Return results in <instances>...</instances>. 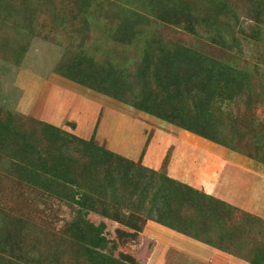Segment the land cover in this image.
Returning a JSON list of instances; mask_svg holds the SVG:
<instances>
[{
    "label": "rangeland",
    "instance_id": "374dc122",
    "mask_svg": "<svg viewBox=\"0 0 264 264\" xmlns=\"http://www.w3.org/2000/svg\"><path fill=\"white\" fill-rule=\"evenodd\" d=\"M228 1L231 10L219 20L217 30L205 34L204 28L198 26L195 34L188 31L183 17L174 15L173 0H9V5L0 0V118L13 115L14 126L23 130H29L31 120L44 122L92 140L126 160L165 174L228 206L220 231L209 233L219 249L146 217L140 218L143 222L135 221L123 208L118 212L108 209L106 215L90 212L88 221L102 229L101 247L95 249L113 260L124 264H228L229 258L248 264L246 260L252 259L249 254L262 256L264 252V215L249 200L225 201L214 191L217 178L223 177L230 162L229 170L236 169L233 164L237 162L242 164L241 176L254 180L247 177L241 182L240 186L245 183L248 189L252 188L242 189L243 196L256 201V189H264V105L241 111L239 100H225L223 96L212 99L209 122L206 119L201 127L190 121L194 108L187 107L185 124L203 133L200 136L111 95L117 93L122 98L124 93L116 86L124 90L131 82L133 89L144 94V82H149L147 54L157 56L161 49L176 44L248 74L255 64L258 81L264 83V42L254 46L244 40L249 26L254 24L249 20L250 4L245 0ZM166 2H170L167 10ZM192 2L200 13L213 4V0ZM208 34L211 38L222 35L227 44L213 43ZM82 58L85 60L81 66L93 73V81L76 82L66 76L69 65ZM33 131L40 137V126ZM177 132L187 139L190 137L185 132L194 137L184 140ZM182 141L185 145L193 142L195 151L187 154L183 150L189 158V169L184 175L171 177L174 150ZM151 145L159 157L155 166L144 158ZM12 171L7 162L2 164L0 160V264H88L80 253L75 254V241L71 239L77 207L70 197L75 189L58 188L55 197L20 183L14 176L21 180L22 174ZM198 175L204 179L202 183L190 180V176ZM207 179L214 187L211 192L204 187ZM103 205L104 202L99 204V210H104ZM148 223L162 239L157 254L154 251L158 237L144 231ZM41 232L52 238H66V252L63 250L56 257L52 243ZM173 237L191 239L225 259L213 260L208 255L187 253L180 246L168 245ZM190 242L184 240L181 246L187 249Z\"/></svg>",
    "mask_w": 264,
    "mask_h": 264
},
{
    "label": "trees",
    "instance_id": "16d2710c",
    "mask_svg": "<svg viewBox=\"0 0 264 264\" xmlns=\"http://www.w3.org/2000/svg\"><path fill=\"white\" fill-rule=\"evenodd\" d=\"M6 1L8 3L9 0ZM173 1L176 5L174 15L183 17L188 31L195 34L198 26L204 28L205 34L212 29L217 30L219 20L231 10L228 0H213V4H208L203 13L195 11L194 0ZM245 1L250 4L252 12L249 20L254 24L249 26L244 40L254 46L259 43L263 45L264 0ZM169 5L170 2H166L165 10L169 9ZM208 35L213 43L219 44L221 41L227 44L222 35L217 38ZM171 47L161 49L157 56L147 54L146 78L149 82H144V94L133 89L134 83L131 82L125 85L124 90L116 86L120 93H124L122 98L117 93L111 95L115 94L114 97L136 109L155 114L170 124L200 136H204L203 133L185 124L187 107L194 108L190 121L201 127L206 119L209 122L212 99L223 96L225 100H239L241 111L264 105V83L258 81L259 76L255 72L258 67L255 64L251 65V73L248 74V71L234 69L223 61L208 59L178 44ZM83 60L85 58L76 59L74 64L69 65L66 76L76 82L82 79L93 81V73L82 68ZM239 81L241 84L244 81L245 85L238 84ZM234 96L238 98H232ZM13 119L10 114L0 118L2 164L7 162L15 175L22 174L21 180L14 176L20 183L55 197L58 188L75 189L70 197L71 203L77 207V216L71 223V239L76 244H73L75 254L80 253L88 264H124L96 251L101 247L102 229L87 219L90 212L106 215V211L112 208L117 212L121 208L126 209L135 221L143 222L140 218L146 217L219 249L214 246L209 233L215 229L220 231L219 225L227 215L228 206L222 205V202L165 174L126 160L92 140L81 139L34 120H31L33 124L28 123L30 120L26 121L30 124L29 130H23L14 126ZM37 126L41 127L40 137L33 131ZM245 132L246 129L241 130L242 135ZM101 202H104L102 211L98 208ZM203 232L205 240L201 237ZM42 234L49 244L52 243L56 257L68 247L66 238ZM249 255L248 258L252 259H245L248 264H264V252L262 256Z\"/></svg>",
    "mask_w": 264,
    "mask_h": 264
},
{
    "label": "crops",
    "instance_id": "0c3cea01",
    "mask_svg": "<svg viewBox=\"0 0 264 264\" xmlns=\"http://www.w3.org/2000/svg\"><path fill=\"white\" fill-rule=\"evenodd\" d=\"M177 134L179 135V136H181L182 137V135H181V133L180 132H177ZM185 134H187L190 138H192V137H194V136H192V134H190V133H187V132H185ZM164 136H161V138H163ZM156 138H158V135H157V137ZM184 140H188V139H190V138H184V137H182ZM164 139V138H163ZM191 140V139H190ZM186 143L184 142V141H182V142H180L179 143V145H177L176 146V148H175V150H174V154H173V158H172V161H171V164H170V167H169V173H170V175H171V177H174V175H184V173H185V171L187 170V169H189L188 168V157H186V156H184L183 155V150L185 149L188 153L187 154H191L192 153V151L194 150L193 149V142L192 143H189V144H187V145H185ZM158 147H159V145H158ZM154 145H151L150 146V149H149V154H147L146 153V155H145V160L146 161H148L150 164V166H155L156 164H157V162L156 161H158V159H159V157H157V154L154 152ZM195 151V150H194ZM150 154L153 156H150ZM192 159V158H191ZM231 161V160H230ZM183 162H185V163H187V166L185 165V164H183ZM233 162V161H232ZM235 162V161H234ZM233 162V163H234ZM195 163V162H194ZM238 163L237 162H235L233 165H235L236 166V169L235 168H231L230 170L228 169V167H230V165H232V163L230 162V164L228 163V165H226V167H227V169H226V167L224 168V174H223V177L221 178V177H219L220 179H218L217 178V189L215 188V190H214V187L210 184V179H207L206 180V182H207V185L206 186H204L207 190H209L210 192H211V189H213L214 191H216V192H218L220 195H221V198L222 199H224L225 201L227 200L228 201V199L229 198H232V199H234V198H242V199H244V200H249L250 201V203L252 204V205H254V208L258 211V213H261L262 215H264V200H263V198H264V189L263 188H257L256 189V191H255V195H256V197H258L257 199H256V201H251L250 199H251V197H246V196H243L242 195V193H241V190L242 189H244V190H250V189H252V188H249L248 189V187L247 186H244L245 185V183H244V185H241L240 186V184H241V182L242 181H244L247 177L248 178H250L252 181H254L253 179H252V177H249V176H241V173H242V171L240 170L241 168V166H242V164H240V165H237ZM247 164V163H246ZM253 165V164H252ZM176 166H180V169H176ZM260 166L261 165H259V169H260ZM222 166H220L219 168H221ZM195 168V167H194ZM192 169H193V167H192ZM207 169H209V168H207ZM218 169V168H217ZM226 169V170H225ZM204 171V170H203ZM186 174V173H185ZM200 174V173H199ZM191 178H190V180L191 181H197V183H202L203 181H204V179L203 178H201L200 177V175H198V176H196V177H192V176H190ZM197 177L199 178L198 180H196L197 179ZM188 179H189V177H188ZM189 180V181H190ZM215 180H216V178H215ZM220 181V182H219ZM248 181H249V179H248ZM231 182V186H230V188H229V183ZM249 182H251V181H249ZM220 183V184H219ZM247 184H251V183H247ZM252 184H256V183H254V182H252ZM201 185V184H200ZM243 186V187H242ZM201 187H203L202 185H201ZM242 187V188H241ZM255 187L256 186H254V189H255ZM210 192H208V193H210ZM259 199H260V201H259ZM263 200V201H262ZM147 228L144 230L146 233L148 232V233H150V236H152V235H154V237H158V239H156V246H155V254H157L158 253V251H159V249L158 248H161V238H160V235H156V232H154V231H152V227L153 226H151V224H149L148 223V225L146 226ZM161 227V226H160ZM163 228V227H162ZM149 235V234H148ZM172 240L173 241H171V242H168L169 244L168 245H171V246H180L181 247V249H183V251H186L187 253H190V252H197V253H201L200 255H208V256H210V257H212L213 258V260H218V259H220V258H222V256H219V255H217V251H211V250H207V248H206V246H197L196 244H194L192 241L193 240H191V239H188V238H185V237H182V238H176V237H173L172 238ZM184 240H189V241H191L188 245H186V247H187V249H185L184 247H182L181 246V242H183ZM195 242V241H194ZM196 243V242H195ZM205 247V248H204ZM154 254V255H155ZM222 259H225V258H222ZM226 261V260H225ZM227 261H228V264H232V263H236V264H240V263H238L239 261H237V260H235V259H227Z\"/></svg>",
    "mask_w": 264,
    "mask_h": 264
}]
</instances>
